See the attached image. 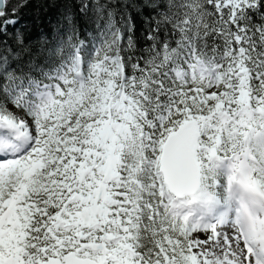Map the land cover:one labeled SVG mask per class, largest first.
<instances>
[{"label": "snow or ice", "instance_id": "snow-or-ice-1", "mask_svg": "<svg viewBox=\"0 0 264 264\" xmlns=\"http://www.w3.org/2000/svg\"><path fill=\"white\" fill-rule=\"evenodd\" d=\"M48 2L0 0V264H264V0Z\"/></svg>", "mask_w": 264, "mask_h": 264}, {"label": "trees", "instance_id": "trees-1", "mask_svg": "<svg viewBox=\"0 0 264 264\" xmlns=\"http://www.w3.org/2000/svg\"><path fill=\"white\" fill-rule=\"evenodd\" d=\"M11 2L15 3L16 0H11ZM20 2H22V0H20ZM45 9H47V11H45ZM56 11L57 9L50 6L48 0H44V2L40 4H38L36 0H29L27 6L20 9L19 15L21 17V23H33L37 13H39L42 20L46 21L48 17H52L54 19ZM36 34L37 33L34 29L33 36Z\"/></svg>", "mask_w": 264, "mask_h": 264}]
</instances>
